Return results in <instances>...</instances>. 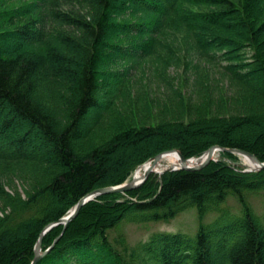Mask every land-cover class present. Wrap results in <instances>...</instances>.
Returning <instances> with one entry per match:
<instances>
[{
    "label": "trees",
    "instance_id": "1",
    "mask_svg": "<svg viewBox=\"0 0 264 264\" xmlns=\"http://www.w3.org/2000/svg\"><path fill=\"white\" fill-rule=\"evenodd\" d=\"M39 1L44 16L66 32L46 34L43 14L37 19L29 7L13 12L0 0V163L28 162L37 183L24 198L0 187L8 207L0 214V264H30L47 224L93 190L122 184L159 153L177 150L188 159L220 146L264 162V0ZM160 51L162 63L166 55L191 51L223 61L221 73L241 89L239 99L261 101V108L228 115L217 106L155 126L124 122L104 142L91 141L96 114L82 130L84 118L113 108L128 72ZM239 54L249 60L238 62ZM118 62L125 72L102 70ZM150 180L127 192L126 202L109 194L85 204L39 264H103L106 253L117 264H132L111 243L121 221L168 223L189 210L200 221L193 235L152 233L132 255L146 254L153 264H264V211L258 214L249 201L264 199V169L237 174L211 161L201 170L165 173L156 192L147 190ZM228 199L236 213L221 207ZM57 230L44 236L43 250Z\"/></svg>",
    "mask_w": 264,
    "mask_h": 264
},
{
    "label": "rangeland",
    "instance_id": "2",
    "mask_svg": "<svg viewBox=\"0 0 264 264\" xmlns=\"http://www.w3.org/2000/svg\"><path fill=\"white\" fill-rule=\"evenodd\" d=\"M37 1L6 0L5 4L7 9L13 12L20 8L29 7L31 13L37 18L40 14H43L40 1ZM60 10H68V7L61 6ZM125 19H127L125 15H122L121 20ZM41 27L46 34H59L68 30L62 23L52 17H45L44 14L41 15ZM28 40L29 38L22 37L23 42ZM160 52L145 58V61L137 70L134 67L128 72L127 78L129 82L123 89L125 94L115 101L113 108L110 105L109 107L107 106V109L104 108L102 112L94 110L84 118L82 130L89 124L91 117H94L96 114V121L91 124V126H94L90 134L91 141L95 139L101 141V143L104 142L103 138H107L119 126L124 125V122L125 125L131 124L136 127L155 126L160 121L168 120L175 114H179V116L182 114L194 115L196 112L205 114V112L215 110L217 106L228 115L242 114L252 109L261 108V101L255 104L248 102L246 99H239V95H242L240 94L241 89L221 73L219 66H221L220 64H225L223 61H219L221 63H213L208 61L206 56H200L191 51L183 56L180 54H175L174 56L170 54L166 55L165 62L162 63L161 54L164 56L165 52ZM219 53L224 54L225 51ZM249 56L250 54L246 55V57ZM243 59L244 61L249 60L239 54L237 61L243 62ZM121 64L123 62H118L117 65L105 67L102 70L125 72L124 70L127 69H124ZM199 70H201L200 75L198 73ZM208 96L212 102L207 100ZM98 101L108 103V99H104L101 96ZM209 108H212V110L209 111ZM118 120L121 123H118ZM32 152L41 155L43 153L36 149L32 150ZM218 161L225 163L237 174H254L258 172H248V165L244 163L242 157L237 155L231 154V157H227L223 152H217L213 156L212 162ZM30 171L31 168L28 162L17 164L10 162L0 163V187L10 197L15 198L19 196L24 198L37 185L36 179L32 177L34 175L30 174ZM163 175L151 173L149 176L151 180L147 186V190L156 192L162 183ZM115 198L116 202L130 200V197L126 193L116 194ZM249 201L258 214L264 211V199L251 196ZM221 207L231 210L232 213H236L238 208L237 204L231 199H228V202ZM6 211H8V207L3 197H0V214ZM213 218L214 214L212 213L207 215L203 219V222H209ZM199 222L195 210L182 212L168 223L121 221L115 230L110 233V237H114L110 239H113L111 243L117 251H120V253L123 251L121 255L125 258V261L131 260L132 264H153L146 254L138 252L136 256H133L132 252H136L140 244L147 241V238L152 233L183 232L193 235L197 231ZM60 231L57 230L55 232L56 237ZM115 240L119 241L115 242ZM132 249L134 250L132 251ZM107 256V253L103 256V264H117L113 255V257Z\"/></svg>",
    "mask_w": 264,
    "mask_h": 264
},
{
    "label": "water",
    "instance_id": "3",
    "mask_svg": "<svg viewBox=\"0 0 264 264\" xmlns=\"http://www.w3.org/2000/svg\"><path fill=\"white\" fill-rule=\"evenodd\" d=\"M217 152H223V153H229L232 155H237L240 156L242 158H248L250 160H252L254 163H256V168H249V170H247L248 172L251 171H260L262 169H264V162H261L255 155L248 153L246 151L240 150V149H235V148H223L220 146H212L210 148H208L200 157L198 158H202L199 161V164L197 166H189L187 165L188 162L196 160L195 158H190V159H185L181 153L177 150H169V151H165L162 153H159L157 155H155L154 157H152L151 159L148 160L151 161L152 163V167L157 165L160 160L168 155V154H176L177 157L179 158V163L180 166L166 170L165 172H172V171H178V170H186V171H197V170H201L204 167H206L211 161H213V156L217 153ZM151 173H153L152 168H149L148 171L143 175V177L141 178L140 181L135 180L134 178H131V180L126 181L122 184L116 185V186H108V187H103V188H99L96 190H93L92 192L86 194L85 196H83L68 212L65 216H63L62 218L58 219L57 221L51 222L49 224H47L42 231L40 232L38 239L35 243L34 246V253H33V259L31 260L30 264H39V262L54 248V246L57 244V242L60 240V238L62 237L67 225L78 215V213L80 212L81 208L87 204L90 201H93L94 199L103 196V195H109V194H124L127 192H130L138 187H140L151 175ZM155 173V172H154ZM61 227V231L59 233V235L55 238V240L53 241V243L51 244V246H49L47 249L42 251L41 248V244H42V240L44 238V236L53 228L55 227Z\"/></svg>",
    "mask_w": 264,
    "mask_h": 264
},
{
    "label": "bare ground",
    "instance_id": "4",
    "mask_svg": "<svg viewBox=\"0 0 264 264\" xmlns=\"http://www.w3.org/2000/svg\"><path fill=\"white\" fill-rule=\"evenodd\" d=\"M196 159V158H195ZM202 158H197L196 160L190 161L187 163V165L189 166H197L199 164V161ZM243 161L246 165H248L249 168H256V163H254L252 160L248 159V158H243ZM180 166L179 163V158L177 157L176 154H168L166 156H164L160 162L152 167V163L151 161H147L144 164L140 165L139 167H137L134 172L131 175V178H134L137 181H140L141 178L143 177V175L148 171L149 168H152L153 172H155L156 174L161 175L162 172L178 167Z\"/></svg>",
    "mask_w": 264,
    "mask_h": 264
}]
</instances>
